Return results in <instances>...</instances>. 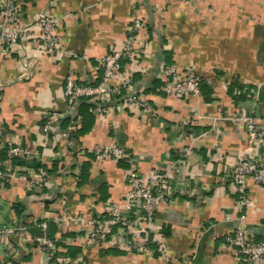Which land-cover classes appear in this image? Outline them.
I'll use <instances>...</instances> for the list:
<instances>
[{
	"label": "crops",
	"instance_id": "crops-1",
	"mask_svg": "<svg viewBox=\"0 0 264 264\" xmlns=\"http://www.w3.org/2000/svg\"><path fill=\"white\" fill-rule=\"evenodd\" d=\"M14 2L20 25L37 15L58 19L62 51L32 53L21 40L0 56V162L7 159L8 144H19L51 171L40 193L27 189L30 169L0 191V264H250L224 238L240 225L264 239V189L248 180L250 208L239 214L228 185L238 156L262 159L264 137L252 141L244 119L252 117L264 130V0ZM135 16L143 21L146 58L145 73L133 76V90L144 92L154 115L125 108L120 99L74 137L83 101L65 113L66 75L73 68L81 82L95 83L101 75L97 61L124 41ZM168 66L193 68L203 82L200 94L166 95L161 72ZM48 111L61 116L45 136L39 123ZM113 143L129 151L128 169L95 155L97 147ZM185 149L191 151L187 157ZM23 165L11 163L27 169ZM132 168L144 178L172 169L170 193L150 219L131 214L133 235L120 237L112 229L115 244L105 248L119 255L101 254L84 245L82 222L126 201ZM17 203L21 214L14 211ZM38 221L52 223L58 242L52 262L30 241ZM70 249L78 251L75 256L68 255Z\"/></svg>",
	"mask_w": 264,
	"mask_h": 264
},
{
	"label": "built area",
	"instance_id": "built-area-1",
	"mask_svg": "<svg viewBox=\"0 0 264 264\" xmlns=\"http://www.w3.org/2000/svg\"><path fill=\"white\" fill-rule=\"evenodd\" d=\"M20 14L14 0H0V56H7L19 46L23 40L31 46L32 53L54 55L62 51L60 36L58 34L59 21L53 17L37 15L28 24L20 25ZM143 21L135 16L126 33L124 41L112 47L109 53L97 61L101 71L97 84L81 82L73 68L70 69L64 82L65 113L68 115L74 111V105L78 100H85L94 105L93 114L101 117L114 110L116 101L121 99L122 106L131 108L138 107L143 113L154 115L153 108L148 99L144 97L142 90H133L136 73H145L143 67L146 58V48L141 44ZM35 56V55H32ZM164 82L162 91L174 98L183 99L198 96L202 79L191 67L183 72L173 66L165 67L161 72ZM61 115L54 112H46L39 123V130L43 135H48L50 127L57 122ZM246 132L254 141L264 137V130L257 127L252 117L244 119ZM75 127V126H74ZM76 128V127H75ZM3 131V123L0 119V133ZM7 159L0 162V191L9 182L18 177H26L19 173L27 171L23 167H11L14 158L31 160L29 155L19 144L6 146ZM261 162L238 156L228 181L230 192L235 195V209L241 213L250 208V199L247 196V181H252L256 186L264 189V145ZM184 156L190 155L191 151L185 149ZM98 159H112L114 161L125 160L128 162L129 155L120 144L113 143L105 147H97L94 150ZM262 163V164H261ZM172 169L166 172L157 171L148 177H142L135 169H130L127 176L128 194L126 201L116 207H112L103 215L92 214L82 225L84 227V245L93 247H109L115 244L111 240L112 229H118V236L127 231L132 235L135 231V221L127 217V214L138 213L142 221L150 219L157 209L160 201L169 195L168 178ZM27 189L31 192H42L47 180V174L42 169L32 171L28 179ZM60 219H56L59 221ZM62 220H67L63 217ZM46 222L40 227L44 234L33 237L30 241L44 252L50 261L56 252L55 240L46 237ZM5 231L0 230V237ZM121 233V234H120ZM225 243L233 248L234 255L250 264H258L264 261V241L257 242L255 238L240 225L234 227L224 238ZM135 241V240H134ZM136 242L132 243V248ZM57 264H64L58 262Z\"/></svg>",
	"mask_w": 264,
	"mask_h": 264
},
{
	"label": "trees",
	"instance_id": "trees-1",
	"mask_svg": "<svg viewBox=\"0 0 264 264\" xmlns=\"http://www.w3.org/2000/svg\"><path fill=\"white\" fill-rule=\"evenodd\" d=\"M100 79V78H99ZM99 79L94 83V84H97L98 82H99ZM203 85V82L201 83V85H200V91H201V86ZM200 91H199V94H200ZM261 91H262V93H264V86L262 87V89H261ZM81 101H83L82 103H80L79 105H78V118H79V120L75 123V127H76V125H77V127H79L78 128V130L75 132V134H73L74 135V137H78L79 135H82V134H84V133H86V132H88L89 131V129H90V126H89V123H90V125H91V123H92V121H93V109H94V105L92 104V103H88L87 101H85V100H81ZM67 122H69V120L67 121ZM85 122H87V126H85L84 125V123ZM80 125V126H79ZM76 127V128H77ZM5 151H4V153H5V157L7 158V148L6 149H4ZM126 151H127V153H129V151L126 149ZM4 157V158H5ZM23 163L24 165L23 166H26L27 167V169H30V170H32V171H36V170H38V169H42L43 171H45L46 172V174H48V173H50L51 171H47L46 169H45V167L44 166H42V165H40V163H39V161H38V159H36V158H33V159H31V160H21V159H19V158H14L12 161H11V163ZM116 163L117 164H119L121 167H125V168H129V166H128V163H127V161H125V160H122V161H116ZM19 173H21V174H25V173H27V172H24V171H20ZM4 186H5V188L8 186V184H4ZM235 198H237L236 196H235ZM104 199V198H103ZM19 206H20V204L19 203H17V204H15V205H13V208H14V211H15V213L16 214H21V210H19ZM110 210V209H109ZM108 210V211H109ZM127 217H132L131 216V214H127L126 215ZM43 222H45V221H38V225L34 228V230L31 232L32 233V235H31V238H33V237H38V236H42L43 234H44V232L42 231V229H41V227H40V225L43 223ZM46 224V231H45V235H46V237L47 238H49V239H51V240H54L53 239V226H49V225H51V224H48L47 222L45 223ZM232 230V229H231ZM228 234V233H227ZM67 237V234H64V235H62V239H65ZM30 238V239H31ZM257 242H261V241H263L264 239H259V238H256L255 239ZM56 244H58V242H55V245ZM96 247H98V246H96ZM100 250H101V254H107V255H119L120 253L119 252H116V249H112V248H102V247H98ZM69 251V253H68V255H71V256H75L76 255V253L78 252V251H76V250H72V249H70V250H68ZM51 261L50 262H52L53 260H54V257H52L51 259H50Z\"/></svg>",
	"mask_w": 264,
	"mask_h": 264
},
{
	"label": "rangeland",
	"instance_id": "rangeland-1",
	"mask_svg": "<svg viewBox=\"0 0 264 264\" xmlns=\"http://www.w3.org/2000/svg\"><path fill=\"white\" fill-rule=\"evenodd\" d=\"M17 7V6H16Z\"/></svg>",
	"mask_w": 264,
	"mask_h": 264
}]
</instances>
